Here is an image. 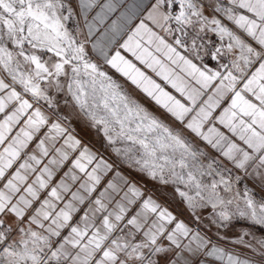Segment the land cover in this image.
<instances>
[{"label": "snow or ice", "instance_id": "1", "mask_svg": "<svg viewBox=\"0 0 264 264\" xmlns=\"http://www.w3.org/2000/svg\"><path fill=\"white\" fill-rule=\"evenodd\" d=\"M0 264H264V0H0Z\"/></svg>", "mask_w": 264, "mask_h": 264}, {"label": "rangeland", "instance_id": "2", "mask_svg": "<svg viewBox=\"0 0 264 264\" xmlns=\"http://www.w3.org/2000/svg\"><path fill=\"white\" fill-rule=\"evenodd\" d=\"M73 127H75V129L78 131L79 135L85 140L87 141V143H89L90 146H92L94 149H99L100 145L97 142V137L95 136L94 132L87 129L84 125L79 124V125H73ZM101 151H103V149H100ZM149 187H151V184L148 185Z\"/></svg>", "mask_w": 264, "mask_h": 264}, {"label": "crops", "instance_id": "3", "mask_svg": "<svg viewBox=\"0 0 264 264\" xmlns=\"http://www.w3.org/2000/svg\"><path fill=\"white\" fill-rule=\"evenodd\" d=\"M76 134L80 137V138H82L80 135H79V133H78V131L76 130ZM83 139V138H82ZM83 141L85 142V143H87V141H85L84 139H83ZM87 144H89V143H87Z\"/></svg>", "mask_w": 264, "mask_h": 264}]
</instances>
